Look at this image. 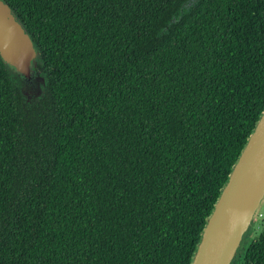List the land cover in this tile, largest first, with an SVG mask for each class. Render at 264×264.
I'll return each mask as SVG.
<instances>
[{"label":"trees","instance_id":"1","mask_svg":"<svg viewBox=\"0 0 264 264\" xmlns=\"http://www.w3.org/2000/svg\"><path fill=\"white\" fill-rule=\"evenodd\" d=\"M4 1L42 81L0 58V264H190L264 110V0Z\"/></svg>","mask_w":264,"mask_h":264},{"label":"water","instance_id":"2","mask_svg":"<svg viewBox=\"0 0 264 264\" xmlns=\"http://www.w3.org/2000/svg\"><path fill=\"white\" fill-rule=\"evenodd\" d=\"M37 50L0 0V58L28 99L40 93ZM264 203V110L237 158L208 216L190 264H232Z\"/></svg>","mask_w":264,"mask_h":264},{"label":"rangeland","instance_id":"3","mask_svg":"<svg viewBox=\"0 0 264 264\" xmlns=\"http://www.w3.org/2000/svg\"><path fill=\"white\" fill-rule=\"evenodd\" d=\"M259 214L261 216L255 219L254 224L252 225L250 234L248 236V240L255 238L257 235H259V233L261 232L264 226V203L260 207Z\"/></svg>","mask_w":264,"mask_h":264},{"label":"built area","instance_id":"4","mask_svg":"<svg viewBox=\"0 0 264 264\" xmlns=\"http://www.w3.org/2000/svg\"><path fill=\"white\" fill-rule=\"evenodd\" d=\"M259 216H261V215H259Z\"/></svg>","mask_w":264,"mask_h":264}]
</instances>
